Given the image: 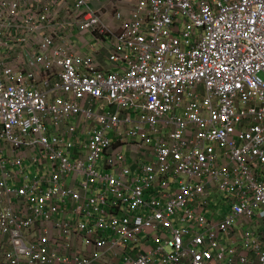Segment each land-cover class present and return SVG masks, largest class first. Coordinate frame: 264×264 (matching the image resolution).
Segmentation results:
<instances>
[{
    "label": "built area",
    "instance_id": "obj_1",
    "mask_svg": "<svg viewBox=\"0 0 264 264\" xmlns=\"http://www.w3.org/2000/svg\"><path fill=\"white\" fill-rule=\"evenodd\" d=\"M106 11L0 0V264H264V0Z\"/></svg>",
    "mask_w": 264,
    "mask_h": 264
},
{
    "label": "crops",
    "instance_id": "obj_2",
    "mask_svg": "<svg viewBox=\"0 0 264 264\" xmlns=\"http://www.w3.org/2000/svg\"><path fill=\"white\" fill-rule=\"evenodd\" d=\"M138 0H103L104 5L107 7L106 14L104 15L105 21L109 23L111 21V16L109 14L110 5L113 3L116 5L117 9L123 11L124 15L127 17L131 11V9L136 5ZM112 42L106 40L102 46H95V49L90 51L87 50L90 54H95L99 60H104L109 53ZM110 47V49H107ZM86 51V50H85Z\"/></svg>",
    "mask_w": 264,
    "mask_h": 264
},
{
    "label": "rangeland",
    "instance_id": "obj_3",
    "mask_svg": "<svg viewBox=\"0 0 264 264\" xmlns=\"http://www.w3.org/2000/svg\"><path fill=\"white\" fill-rule=\"evenodd\" d=\"M95 44H97V43L95 42ZM83 53H86V51L84 50Z\"/></svg>",
    "mask_w": 264,
    "mask_h": 264
}]
</instances>
